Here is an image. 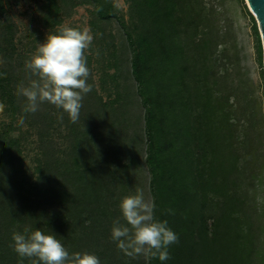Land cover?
<instances>
[{
	"label": "rangeland",
	"instance_id": "rangeland-1",
	"mask_svg": "<svg viewBox=\"0 0 264 264\" xmlns=\"http://www.w3.org/2000/svg\"><path fill=\"white\" fill-rule=\"evenodd\" d=\"M107 2L113 6V15L107 21H97L96 31L93 32L90 28V23L94 21L91 4L81 3L79 0H65V2L57 0L62 12L65 13L58 28L87 29L93 37L91 45L85 50L87 66L90 69L88 83L92 85V90L82 100L80 119L76 123L71 122L67 113L61 108L47 102L40 104L35 113L22 112L26 98L17 94V88L21 84H27L28 81V73L24 71L25 61L42 42L46 41L50 32L53 34L55 32L53 29L50 31V28L45 27L40 21L44 14L41 1L20 0L17 5H13L7 19L0 16V22L8 20L7 23L12 25L14 33V54L11 60H6L4 53L0 51V60L3 61L0 63V69L9 68L12 77L11 93L16 102L15 109L6 105L0 112V134L6 132L9 138L18 140L17 147L12 148L10 152L0 154V195L6 196L8 217L10 211L15 213L19 208L18 205L23 211L21 218L24 222H19L14 217L15 222L11 226L13 234L21 233L27 236L37 229L36 225L33 226L36 229L31 228V223H37L38 229L45 234L53 232L57 239L63 235V240H66L63 246L70 255L71 250L77 247L73 242L76 233L70 228L72 219L66 217V213L69 216L72 210L69 209L70 198L65 192L72 195L73 189L67 184L58 195L59 189L53 180H57L56 171L60 173L66 167H72L73 158L80 151V147L85 149L91 147L99 155L105 153L107 160L111 159V162L112 160L115 162L113 165L117 167L118 178L113 182V188L108 187L110 194L103 192V195L106 194L107 200L119 202L114 204L116 209L120 211L121 199L130 193H135L137 189H142L145 197L151 199L149 166L146 162L144 112L136 94L137 85L130 72L131 55L125 37L126 29L132 21L135 22V17L132 16L126 0H107ZM199 3V9L206 12L208 28L206 32L213 46L210 49L212 54L205 59V65L208 67L205 81L197 84L201 86L200 93L205 92L203 89H208L214 97H220L219 100L223 99L227 103L225 107L233 126L230 143L234 155L238 158L237 168L241 170L234 178V186H229L228 192L236 193L242 203L240 209L250 217L244 218L237 212L235 215L237 219L233 222L238 230L234 229L233 235L236 237L242 229L244 233L248 228L253 230L251 235L256 236L255 249L259 250V255L252 256L250 264H264V103L260 69L250 24L238 0H199ZM243 4L245 5L244 1ZM98 28L102 32L98 31ZM181 37L184 40L182 35ZM200 38L201 36L197 35L195 42ZM0 45L1 48V32ZM195 52L191 49L187 53L188 57L195 60L199 53ZM199 71L195 72L198 74L196 78L203 77L202 72ZM261 73L264 77L263 65ZM21 115L25 116L23 124L19 123ZM31 119L34 121L33 124L30 123ZM4 145V141H0V148ZM42 151L49 158V173L55 186L49 193L48 204L42 201L43 196L40 191L32 186L36 182L35 168L37 161L42 158ZM210 171L208 183L212 186L213 170ZM186 175L181 171L179 181ZM21 182L22 185L18 188L16 185ZM209 197L208 208L203 212L204 215H208L209 206L212 209L215 204L217 206L214 209H221L217 214L227 216L230 212L229 207L235 204L234 197L228 200L232 205L228 201L223 204L224 200L213 194ZM119 213L121 215V211ZM31 216L34 219L28 221L31 220L29 219ZM194 217H198V214ZM76 219L83 227H87L88 221L85 220L84 213H79ZM122 222L125 223L124 220ZM239 223L243 225L239 226ZM197 224L198 229L203 231L200 218L197 219ZM207 225L208 229H211V221ZM100 232L99 230L98 233ZM12 236L11 242L14 247ZM106 236V239L100 237L97 241L98 246L108 248L104 254L106 258L101 255L102 250L97 249L100 264L106 262L149 264L148 259L143 256L131 258L119 248L115 247L114 251L111 250V232ZM205 239L207 243L202 240L199 245L201 254L199 258L196 259L191 253L188 256V263L184 257H181L180 263H205L202 254L208 257L207 252L212 246L213 234L209 239ZM238 242L241 248L239 259H246V256L242 255L246 250L245 244L242 241ZM185 245L187 246L186 242ZM235 245L237 242H229L227 247ZM94 251L93 248L88 253L93 254ZM0 252L5 251L0 249ZM84 252L86 250L82 249V253ZM185 253L188 255V251ZM207 261L210 260L207 258ZM15 262L19 264L20 260L16 259ZM0 264L11 263L4 261Z\"/></svg>",
	"mask_w": 264,
	"mask_h": 264
},
{
	"label": "trees",
	"instance_id": "trees-1",
	"mask_svg": "<svg viewBox=\"0 0 264 264\" xmlns=\"http://www.w3.org/2000/svg\"><path fill=\"white\" fill-rule=\"evenodd\" d=\"M19 1L0 0V16L7 19L13 5H17ZM40 1L44 12L40 21L45 27L50 28V31L53 29L55 34L59 30L62 15L65 13L62 12L57 0ZM60 1L65 2V0ZM79 1L92 5L94 21L90 23V28L93 32L96 31L97 21H107L113 15V6L107 0ZM238 1L250 24L260 69L264 103V77L261 73L262 54L259 34L254 18L247 11L243 0ZM126 2L132 16L135 17V22L132 21L126 29L125 37L131 55L130 72L137 85L136 94L144 112L146 162L150 174L149 193L156 206L155 217L167 220L168 226L179 237L177 243L169 246V260L160 261L158 258H151L148 259V263L181 264V257H184L188 263V256L191 253L197 259L201 256L200 243L202 240L207 243L205 238L209 239L213 234L212 246L207 252L208 257L202 254L205 259V263L202 264H210V261L212 264H250L252 256L259 255V250L255 249L256 236L251 235L253 230L248 228L244 233L243 229H240L242 232L239 231L236 237L233 235L235 230H238L233 222L237 219L235 217L237 212L244 218L250 217L240 209L242 203L236 193L228 192L229 186H234V178L241 170L237 168L238 158L234 155L230 143L233 126L225 107L227 103L223 99L219 100L220 97H214L208 89H203L205 92L200 93L201 86L197 84L205 81L206 68H208L205 65V59L212 54L210 49L213 45L206 32L208 29L206 12L199 9V0H126ZM7 21L0 22V30H3V32L0 31L2 42L0 51L4 53L6 60H11L14 54V33L12 25ZM98 31L102 32L99 28ZM181 35L184 40H187L186 42L181 39ZM197 35L201 38L195 42ZM191 49L196 51L195 53L199 52L197 56L195 54V60L187 55ZM198 70L202 72V78H196L198 74L195 72ZM24 71L28 73L26 68ZM11 80L9 68L0 69V102L15 109L16 102L10 88ZM30 123L33 124L34 121ZM0 141L5 143L0 148V154L10 152L18 144V140L9 138L6 132L0 134ZM106 156L105 153L99 155L91 147L86 149L80 147V151L73 158L72 167H66L60 173L56 171L57 180L53 182L54 184L56 182L58 186V195L67 184L73 189L74 194L69 195L65 192L70 198L69 209L72 210L69 216L66 213V217L72 219L70 228L77 235L73 241L77 247L72 249L71 253L77 252L78 248V252L82 253L83 249L88 253L94 248L93 254L98 256L97 249L100 248L101 255L104 257L108 248L98 246L97 241L100 237L106 239V234L111 232L117 217L123 223L122 214L120 215V211L114 206L116 202H119L107 200L106 194L103 195V192L110 194L109 188H113L112 184L118 178L117 167L113 165L115 162L113 160L111 162V159L107 160ZM49 163V158L42 151V158L37 161L35 168L36 182L32 185L40 191L43 196L41 199L46 204L49 203V193L55 187L49 173ZM210 170H213L212 186L208 183ZM181 171L187 175L179 181ZM21 185L22 182L17 183L16 186L19 188ZM212 194L222 198L223 204L234 197L235 207L228 201L232 205L229 207V215L217 214L221 209H214L217 206L215 204L212 209L209 206V214L204 215L203 212L208 208L207 199ZM1 198L0 249L5 251V254L0 252V254L3 253L0 255V263L6 261L17 264L15 260L19 259V264H32L34 258L22 260L11 242L13 234L11 226L15 218L19 222H24L21 218L23 212L21 206L18 205L19 208L15 213L10 211L8 217L6 196ZM79 213L85 214V220L88 221L87 227H83L76 219ZM194 213L198 214V217H194ZM198 218L202 223L203 231L198 229ZM29 219L31 220L28 221H32L34 217L31 216ZM210 221L212 225L211 229H208L207 223ZM31 224V228L36 225L38 229L37 223ZM240 225L243 224L239 223ZM99 230L100 233H98ZM63 238V235L59 238L62 245L66 242ZM110 241L111 250L114 251L115 247L118 249L111 237ZM238 241L245 244L246 250L242 255H245L246 259H239L241 248ZM229 242H237V245L227 247ZM106 264L109 263L106 262Z\"/></svg>",
	"mask_w": 264,
	"mask_h": 264
},
{
	"label": "clouds",
	"instance_id": "clouds-1",
	"mask_svg": "<svg viewBox=\"0 0 264 264\" xmlns=\"http://www.w3.org/2000/svg\"><path fill=\"white\" fill-rule=\"evenodd\" d=\"M92 40L89 30L72 27L47 35L46 41L25 61L28 81L17 88V94L26 98L23 113H35L40 104L47 102L66 112L71 122L79 121L82 100L92 90L85 56ZM5 107L0 102V112ZM24 120L21 115L19 123ZM155 207L154 200L146 198L142 189L121 199L119 208L125 223L119 218L114 220L111 238L127 256L170 259L169 246L177 243L179 237L167 220L155 217ZM12 240L18 256L22 260L34 258L32 264H100L99 258L91 253L70 255L53 232L45 234L36 229L27 236L14 233Z\"/></svg>",
	"mask_w": 264,
	"mask_h": 264
},
{
	"label": "water",
	"instance_id": "water-1",
	"mask_svg": "<svg viewBox=\"0 0 264 264\" xmlns=\"http://www.w3.org/2000/svg\"><path fill=\"white\" fill-rule=\"evenodd\" d=\"M249 13L254 18L262 48V65L264 70V0H243Z\"/></svg>",
	"mask_w": 264,
	"mask_h": 264
}]
</instances>
